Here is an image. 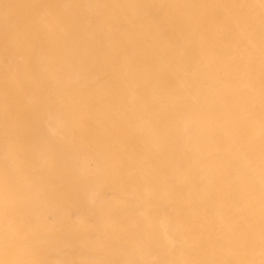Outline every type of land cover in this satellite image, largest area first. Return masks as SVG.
<instances>
[{
	"label": "rangeland",
	"instance_id": "374dc122",
	"mask_svg": "<svg viewBox=\"0 0 264 264\" xmlns=\"http://www.w3.org/2000/svg\"><path fill=\"white\" fill-rule=\"evenodd\" d=\"M162 1L0 0V264H264V65L208 64L213 39H189L225 92L167 105L168 140L151 148L166 158L181 120L210 123L204 155L182 168L174 222L123 154L143 155L158 135L146 127L148 59L162 55L158 32L176 4ZM205 13L203 0L175 10L195 38ZM196 77L184 91H202ZM171 177L151 183L169 196Z\"/></svg>",
	"mask_w": 264,
	"mask_h": 264
},
{
	"label": "bare ground",
	"instance_id": "6f19581e",
	"mask_svg": "<svg viewBox=\"0 0 264 264\" xmlns=\"http://www.w3.org/2000/svg\"><path fill=\"white\" fill-rule=\"evenodd\" d=\"M31 1H33L31 6L36 8L38 0ZM174 1L176 4L173 6L172 11L165 14V21L162 20L161 29L158 32L162 55L160 57H149L148 59V69L151 76L146 103V127L148 129L147 133H150L158 125V135H154V141L148 136L145 137L142 143L143 155L136 156L133 153H123L127 160L133 162L134 169L136 167L141 170L149 187L150 204L153 205L158 199L169 222H174L177 219V212L172 207L177 205L178 202L177 184L182 175V168L186 167L191 171L195 158L201 159L204 155L202 145L207 141L206 128L210 123L196 122L193 119L181 120L175 129V154H172L171 159L166 158L168 154L162 150L165 147L156 149V151H152L151 148L153 143L157 142L159 144L158 140L164 145L168 140L161 129L170 127L171 124L167 105L168 103L178 107L197 105L199 97H209L213 94L219 95L225 92V89L220 85H215V74L210 66L202 69L203 65L191 58L187 46L189 39L193 37L198 47H200L204 36L213 39L212 48L204 56V61L208 64L232 61L264 65V0H203L206 13L204 16L196 15L200 29L199 38L194 37V33L197 31L194 24H184L175 15L180 0ZM166 5L167 0H163L161 9ZM40 14L42 15L43 12H40ZM160 15V12L155 13L157 18H160ZM5 23L6 20L3 19L1 24ZM14 24L16 26V23ZM109 32L108 30L103 31L105 42L108 41V37L111 35L108 34ZM180 33H183V35L179 36ZM1 41L0 37V45ZM227 49H230L233 53L236 52L237 56L220 59V52H225ZM7 52L0 46V57L4 53L7 56ZM260 70L264 73V67ZM165 73L170 75L169 79L164 78L165 81H168V84L162 83V75ZM188 75H192V77L196 75L197 80L202 82L201 92L189 93L183 90L188 86L186 79ZM165 86L169 87L171 91L168 88L166 89ZM247 90L249 93H253L251 89ZM261 98L264 100V94ZM160 106H164L165 110L159 114L158 107ZM5 150L4 154L10 159L9 151ZM199 167H202V162H199ZM97 169H100V167H97ZM169 175L172 176L171 181L177 189L174 194L168 196L161 189V186L154 187L151 181L156 180L155 177L168 178ZM186 187V190H182V194L191 189L190 184H187ZM129 197L134 203L138 204V198L134 192L130 191Z\"/></svg>",
	"mask_w": 264,
	"mask_h": 264
}]
</instances>
